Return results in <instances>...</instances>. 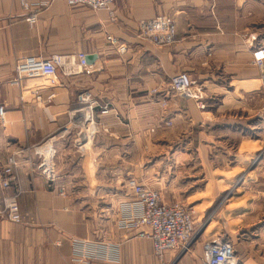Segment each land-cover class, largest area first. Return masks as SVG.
I'll return each instance as SVG.
<instances>
[{"label": "crops", "instance_id": "0c3cea01", "mask_svg": "<svg viewBox=\"0 0 264 264\" xmlns=\"http://www.w3.org/2000/svg\"><path fill=\"white\" fill-rule=\"evenodd\" d=\"M37 14L31 23L21 0H0V179L8 178L11 157L18 164L9 186L0 182V264H202L204 249L169 251L159 261L150 239L117 228L116 207L128 199L126 179L149 173L151 151L188 137L190 147L202 141L197 152L211 175L214 198L198 204L205 216L223 181L216 183L213 159L249 157L263 147L257 130L264 117L255 111L264 107V69L253 52L264 48V0H117L113 17L54 0ZM158 17L175 22L172 45L138 36L140 21ZM108 35L128 52L118 54ZM79 53L93 61L76 75L60 71L61 85L43 92L55 94L50 103L22 100L29 81L10 83L21 58ZM182 72L200 101L174 95L162 107L170 79ZM42 156L53 159L55 187L41 173ZM258 186L261 195L234 201L209 235L231 243L242 264H264V181ZM6 197L18 198L22 223L2 213ZM78 243L87 245L82 258Z\"/></svg>", "mask_w": 264, "mask_h": 264}, {"label": "built area", "instance_id": "2783aa9c", "mask_svg": "<svg viewBox=\"0 0 264 264\" xmlns=\"http://www.w3.org/2000/svg\"><path fill=\"white\" fill-rule=\"evenodd\" d=\"M25 9L31 11L27 21L35 23L38 21L39 10L50 5L54 0H21ZM70 7L85 6L94 11L104 10L113 14V7L117 0H65ZM138 36L140 39L155 45H172L177 39L175 22L168 17H158L151 20H142L138 25ZM107 42L115 48L118 54L123 55L128 52V45L120 38L108 35ZM86 54L79 53L75 56L55 54L49 58L43 56H29L18 60L16 66L17 79L12 81V85H20L22 79L44 80L39 85L31 86L30 94L39 105L50 103L55 97L54 93L47 96L42 94L46 89L60 85L59 72L64 75H76L88 68ZM254 64L260 69H264V48H259L253 52ZM158 93V90H154ZM167 98L162 101V107L169 106V97L180 95L187 99L200 101L201 95L195 87L190 76L186 72L179 73L170 79L165 91ZM89 96L83 97V102H88ZM201 109L204 108L200 104ZM107 110H105V113ZM5 110L0 107V122L5 123ZM13 161L9 159L8 165L4 169V175L8 178L0 179L2 186L10 184L13 175ZM42 168V165H41ZM51 173V172H49ZM126 187L131 191L132 199L125 202L121 207L118 225L121 230L139 231V237L152 241L154 252L162 257L166 251L174 250L179 253L185 252L196 239L193 217L195 211L182 204L168 205L163 202L158 191L145 187L134 179L126 183ZM63 191V189H62ZM16 224L23 222L20 205L17 197H9L3 200V212ZM145 229H149L146 231ZM77 254L86 253L87 245L78 243ZM205 264H242L240 258L231 243L222 237L210 239L206 247Z\"/></svg>", "mask_w": 264, "mask_h": 264}, {"label": "rangeland", "instance_id": "374dc122", "mask_svg": "<svg viewBox=\"0 0 264 264\" xmlns=\"http://www.w3.org/2000/svg\"><path fill=\"white\" fill-rule=\"evenodd\" d=\"M110 16H114V7L113 14H110ZM16 79L17 76L15 68V75L13 79L10 80V83H12V81ZM25 82H27L29 85L25 84ZM41 82L47 83L44 80L30 81L28 79H22L20 85L18 84V86H22L23 83L26 85V94L22 95V100H31L38 104L36 100L30 94H28V92L30 91L31 86L39 85L41 84ZM255 112L259 115L258 117H264V107H261ZM166 125L171 127L173 125V122H171V120H168L166 122ZM257 132L264 135V124H261ZM245 136H251V138L254 139L258 135L255 133L250 134L247 130H245ZM258 138L259 137H257V139ZM188 143L189 138L185 137L177 143L164 145L163 149L159 146L156 150L151 151L149 153L150 159L148 162L149 173L144 174L142 178L133 176L129 177L126 179L125 184L131 179H134L135 181H137V183L158 191L164 203L168 205L179 203L194 210L195 214L193 217V222L194 230L197 234L196 240L193 244L190 245L189 249L180 254H187L194 249H204L202 264H205L206 247L210 241L209 235L215 232L213 229H219L221 225L219 218L224 216V214L226 216L231 209L237 207L236 205L230 206L234 203V201L242 202L246 200L247 197L251 198L256 195H261L258 184L263 183L264 181V142L263 147L259 149V151L255 155H251L249 157L234 156L226 159H213L214 167L217 165L219 166L218 169H220L216 175L214 174L216 183L219 184L220 180L223 181H221L218 188L215 189V193L220 192V195L215 198L216 200H214L213 206H211V208L207 210L208 212H206L205 216H200L199 213H203L206 208L198 204H200V202L202 201L213 200L214 198V195L212 193V183L209 182V177L211 175L207 174L208 165L204 163V159L200 158L197 152V148H199L200 144H203L202 141H194L193 146L191 147L188 145ZM10 159L14 162L13 166L18 165L15 161V158L11 157ZM39 160L40 167L42 165L41 173L44 175L48 183H50L52 187H55L57 174L54 168V164L52 163L53 159L50 158V156H42L39 158ZM223 161L225 163L221 168L220 165ZM254 182L256 183V185L252 184ZM213 183L215 185V181H213ZM60 189V193H65L66 190L63 189L62 191V188ZM126 190L129 193L128 199L119 202L116 207V224L118 229H120L118 220L121 213V207L125 202H129V198H131L132 196L131 191L127 187ZM243 196H245L246 198ZM210 197L212 198L209 199ZM237 197H241V199H237ZM246 204L247 203L243 205ZM213 221L217 222L213 223ZM210 225H212V232H210L208 236L205 237V229ZM223 225L224 223L222 224V226ZM201 233L203 234L201 235ZM167 252L169 251H166L165 253ZM152 253L153 256L159 261L164 260L165 253L162 257L157 256L154 252V249H152ZM177 253H179V251H177ZM84 256V252L83 255L79 254V257L81 258Z\"/></svg>", "mask_w": 264, "mask_h": 264}, {"label": "water", "instance_id": "95a60500", "mask_svg": "<svg viewBox=\"0 0 264 264\" xmlns=\"http://www.w3.org/2000/svg\"><path fill=\"white\" fill-rule=\"evenodd\" d=\"M87 63H90L93 61V58H86ZM196 240V239H195ZM182 256V255H181Z\"/></svg>", "mask_w": 264, "mask_h": 264}]
</instances>
